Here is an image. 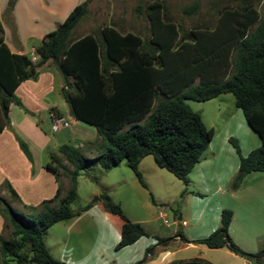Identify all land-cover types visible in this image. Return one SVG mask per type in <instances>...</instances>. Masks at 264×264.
Returning <instances> with one entry per match:
<instances>
[{
  "label": "trees",
  "instance_id": "1",
  "mask_svg": "<svg viewBox=\"0 0 264 264\" xmlns=\"http://www.w3.org/2000/svg\"><path fill=\"white\" fill-rule=\"evenodd\" d=\"M238 2L240 6L221 13L210 33L197 31L193 39L180 44L176 41L177 28L166 21L160 2L147 7L153 28L150 41L132 32L123 34L112 25L102 28L104 51L95 35L73 40L72 32L87 12L85 3L75 7L56 30L45 35L36 48L39 55L36 62L31 56L11 53L0 37V132L10 123V104L16 102L22 106L15 95L16 88L24 80L35 78L41 67L51 62L63 76L62 93L75 117L97 129L99 140L87 143L88 148L103 150L90 159L80 147L61 146L60 153L73 165V170L57 155L51 156L46 167L55 177L58 180L62 177L60 170L70 177V189L64 197L59 187L54 198L34 206L24 204L12 187H9L10 200L0 194L4 227L12 228L10 238L0 235L3 264H69L53 256L45 231L92 206L89 203L75 211L69 205L77 198L78 174L89 161H98L105 171L125 161L144 183L139 164L151 155L160 168L188 184L191 172L203 159L216 131L204 123L201 113L193 110L187 99L207 101L232 93L249 127L262 140L260 147L243 156L238 139L230 138L240 154L232 188L237 189L249 173L264 172V16L261 18L254 5V2L264 5V0ZM12 8L11 2L8 11ZM197 8L195 5L190 10ZM19 143L30 156L26 143L22 140ZM92 179L98 181L97 177ZM100 199L107 211L124 220L117 250L149 235L144 225L130 220L108 193L101 194ZM232 219L233 211L225 208L221 226L208 236L190 239L180 231L177 235L187 243L227 247L255 264H263L264 250L248 252L233 240L229 231ZM156 238L158 244H167L171 239ZM172 264L209 263L195 258Z\"/></svg>",
  "mask_w": 264,
  "mask_h": 264
},
{
  "label": "crops",
  "instance_id": "2",
  "mask_svg": "<svg viewBox=\"0 0 264 264\" xmlns=\"http://www.w3.org/2000/svg\"><path fill=\"white\" fill-rule=\"evenodd\" d=\"M8 2L9 0H0V37L11 53L28 56L36 52L45 35L56 30L79 5V0H53L50 4H42L39 14L35 15L32 12L31 20L26 19L22 11V17H19L15 5L11 12L5 11L8 14L7 22L14 31V39L9 40V33L1 21V15ZM63 85L64 80L60 71L51 62L45 63L35 78L24 80L16 88L15 95L22 106L16 102L10 104V123L0 132L1 192L11 196L9 187H12L27 205L37 206L45 200L54 198L59 187L64 197L70 187L68 182L62 181L61 178L58 180L46 167L51 161V156L58 154L47 151L52 138L44 127V111L48 112L47 118L52 127L50 110L57 109L66 116L63 108L67 107L71 113L67 118L72 120L75 129L71 130V134L70 131L67 132V136L70 134L78 142H82L79 138L89 143L98 139L95 128L91 130L90 139L81 137L85 132L83 126L85 122L78 120L73 114L70 103L62 93ZM236 115L243 125L240 114L236 112ZM239 126L233 117L227 121L222 145L217 142L214 144L217 141L215 136L210 144L211 154L194 167L189 176V183L183 184L182 195L190 200L192 206L188 217L183 213L178 216L175 224L179 228L169 236L153 230L151 224L161 220L158 216L160 208L156 200L157 195H154L153 190L146 183H142L136 174L117 188L109 187L108 194L113 201L122 206L130 220L142 223L149 233L135 243L121 248L123 251L129 249L128 251L134 252L132 259L125 264H136L142 259H144L143 264H172L195 258L205 260L209 264H255L254 261L233 253L227 247L209 248L204 244L187 243L181 239V235H177L180 231L190 239L208 236L221 226L222 211L228 208L233 211L229 229L233 240L248 252L256 253L264 250V172L249 173L239 187L233 189L232 182L239 170L240 154L230 142V138L238 139L243 156L260 147L262 140L255 131L249 132L250 130L244 125L241 128ZM68 127L61 130H67ZM238 132H243L246 138L242 139ZM19 140L26 143L30 156L23 151ZM62 142L59 141L56 145L59 151L61 146L65 145ZM149 156L144 157L139 164L143 177L142 170L145 163L153 172L158 171L154 166L156 164L154 157L149 160ZM180 188L182 186H179ZM127 204L130 206L133 204L132 211H129ZM198 204L201 206L198 207ZM56 224L62 225V228L52 232L51 243L46 238L47 246L53 256L69 264H90L93 260L86 248L88 243L98 238L104 250L106 242L110 240L109 237L114 235L116 249L121 239L124 220L119 215L107 211L101 201L92 204L81 215ZM3 227L4 219L0 215V235ZM156 236L171 237V239L167 244H158ZM149 248H153V251L146 255ZM104 252L102 251V254Z\"/></svg>",
  "mask_w": 264,
  "mask_h": 264
},
{
  "label": "rangeland",
  "instance_id": "3",
  "mask_svg": "<svg viewBox=\"0 0 264 264\" xmlns=\"http://www.w3.org/2000/svg\"><path fill=\"white\" fill-rule=\"evenodd\" d=\"M11 2L13 3L12 10L15 5L16 8H18L19 17H22V11L25 13L23 16H26V19L31 20V17H33L31 16L32 12L35 15L39 14L38 11L42 4H50L53 0H9L1 15V21L9 33V40L12 38L14 39L13 28L7 22L6 17L8 15L6 12H8ZM155 2L162 3V12L166 21L171 22L176 26L178 31V38L176 41L178 44L185 39H193V34L197 31L199 32L201 30L210 33L215 28L221 13L225 9H233L240 6L238 0H79V4H86L87 12L74 28L72 39L75 40L82 38L88 34L95 35L100 40L101 47L104 51L105 45L103 42L102 28L104 26L112 25L123 34L132 32L139 35L145 41H150L153 37V28L147 7L149 4ZM195 5H197L198 8L196 11H191L190 8ZM254 5L262 18L264 16L263 3L254 2ZM27 23H29V20ZM199 80L200 79H198L197 82H199ZM186 102L193 110L201 113L203 121L208 127H213L217 131L215 135L217 141H215L214 144L217 142V144L222 145L224 141L225 125L231 117H233L238 126L240 124V128L244 125L250 130L249 132H254L246 123L242 110L236 106L235 97L232 93L223 94L207 101L187 99ZM63 109L66 115L65 117H70L71 113L67 107H64ZM236 112L240 114V118L243 120V125H241ZM43 114L44 127L52 138L51 145L48 147L47 151H53L58 154V157L63 164L67 165L70 170H73V165L63 154L60 153L56 146L59 141H63L62 143L65 145L70 144L82 148L83 153L90 159H94L103 153V150L100 148L89 149L87 146V143L89 142H85L82 138H79L82 142H78V140L76 141L73 139V136H70L71 130H75L72 126V120H69L70 126L67 130H61L54 133L52 131L51 123L47 118L48 112L44 111ZM83 126L85 132H83L84 134H81V137H89L90 139V137H92L91 130L94 128L96 129V127L86 123H83ZM125 129H127V127ZM69 131L70 134L67 136V132ZM238 133L241 135L242 139L246 138V135L244 136L243 132ZM98 140L99 135L98 139L94 142ZM210 154L211 150L209 146L203 155V159ZM148 158H150L149 160H152L153 157L149 156ZM154 166L158 171L153 172L151 168L148 167L147 163L143 165V181L153 190V194L157 195V197H155L157 198L158 206L167 214L169 225H166L161 219L154 224H151V226L154 231H158L164 236H169L173 234L175 229L179 228V226H176L174 223V220H178V216L182 213L185 217H188L192 204H190L189 199H186V196L184 197V195H182V191L184 190L183 180L176 177L170 171L158 167L156 164ZM60 172L62 174V181L64 180V182H68L70 186V177L65 175L61 170ZM134 176L135 172L125 161L110 172L105 171L98 161H89L88 166L78 174L76 185L77 198L69 205L76 211L82 209L89 203L95 204L101 201L103 202V200L100 199V196L103 193H108L109 187L114 186L117 188L121 186L124 181H127ZM92 177H97L98 181L92 179ZM179 186H182V188L179 189ZM202 191L205 192L204 189H202ZM0 194L9 200L12 198L8 193L2 194L1 189ZM53 205L56 206L57 203H53ZM14 206L17 210L21 211L18 205L15 204ZM132 206L133 204H131V206L128 205L127 208H129V211H132ZM200 206L201 204H198V207ZM61 226L62 225L60 224H56L51 229L45 231V237L48 239L49 243H51L50 239L52 232L54 233V230H60L62 228ZM2 233L6 238H10L12 235V228L3 227ZM109 239V242H106V248L104 250L101 248V242L98 238L93 242L88 243L86 248L90 252V256L93 260L90 264H125L132 259L134 252L128 251L129 249L126 251H123L122 249L117 251L114 246V235L110 236ZM25 251H28L27 247L25 248ZM102 251L105 252L102 254ZM152 251L153 248H149L146 255H149ZM3 261L4 256L0 253V264H3ZM140 261H143L144 263V259Z\"/></svg>",
  "mask_w": 264,
  "mask_h": 264
},
{
  "label": "built area",
  "instance_id": "4",
  "mask_svg": "<svg viewBox=\"0 0 264 264\" xmlns=\"http://www.w3.org/2000/svg\"><path fill=\"white\" fill-rule=\"evenodd\" d=\"M31 58L34 62H36L39 60V55L36 52H34L31 54ZM49 115L52 122L53 132L60 131L61 129L70 126L69 120L63 114H61V112H59L57 109H51ZM158 216L160 219L163 220V222L166 225H169L168 216L163 210L161 209L159 210ZM177 221L178 220L175 219L174 223H176Z\"/></svg>",
  "mask_w": 264,
  "mask_h": 264
},
{
  "label": "water",
  "instance_id": "5",
  "mask_svg": "<svg viewBox=\"0 0 264 264\" xmlns=\"http://www.w3.org/2000/svg\"><path fill=\"white\" fill-rule=\"evenodd\" d=\"M263 257H264V255H263Z\"/></svg>",
  "mask_w": 264,
  "mask_h": 264
}]
</instances>
